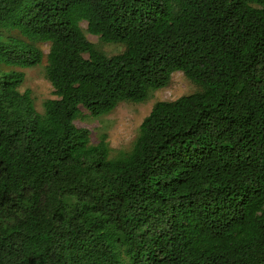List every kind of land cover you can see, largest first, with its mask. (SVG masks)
Listing matches in <instances>:
<instances>
[{
    "label": "trees",
    "instance_id": "1",
    "mask_svg": "<svg viewBox=\"0 0 264 264\" xmlns=\"http://www.w3.org/2000/svg\"><path fill=\"white\" fill-rule=\"evenodd\" d=\"M175 72L118 156L74 125ZM0 264H264V0H0Z\"/></svg>",
    "mask_w": 264,
    "mask_h": 264
},
{
    "label": "rangeland",
    "instance_id": "2",
    "mask_svg": "<svg viewBox=\"0 0 264 264\" xmlns=\"http://www.w3.org/2000/svg\"><path fill=\"white\" fill-rule=\"evenodd\" d=\"M86 39L94 44L96 48L106 56H113L122 51V47L116 44L102 42L99 37L86 32V23L80 24ZM43 58L40 64L26 69L16 68L24 74L20 91H29L35 109L42 113L43 104L46 100L54 98L53 89L46 78V54L48 44H39ZM87 57L86 54L83 55ZM7 70V69H6ZM197 91V87L187 80L181 72L171 75L169 84L159 90L150 93L149 98L142 103H119L110 113L94 117L90 113L79 108V117L73 122L75 126L84 128L89 132L90 142L96 144L104 139L110 150L111 157L118 156L132 147L137 136L142 120L148 115L151 107L158 101H172L182 95L191 94Z\"/></svg>",
    "mask_w": 264,
    "mask_h": 264
}]
</instances>
